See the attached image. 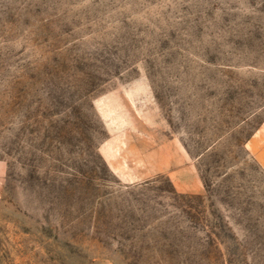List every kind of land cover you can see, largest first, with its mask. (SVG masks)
<instances>
[{"label": "rangeland", "instance_id": "1", "mask_svg": "<svg viewBox=\"0 0 264 264\" xmlns=\"http://www.w3.org/2000/svg\"><path fill=\"white\" fill-rule=\"evenodd\" d=\"M0 264H264V0H0Z\"/></svg>", "mask_w": 264, "mask_h": 264}]
</instances>
